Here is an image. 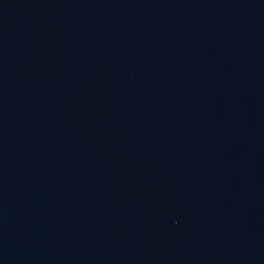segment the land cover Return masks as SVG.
I'll list each match as a JSON object with an SVG mask.
<instances>
[{"label":"water","instance_id":"1","mask_svg":"<svg viewBox=\"0 0 264 264\" xmlns=\"http://www.w3.org/2000/svg\"><path fill=\"white\" fill-rule=\"evenodd\" d=\"M0 264H264V0H0Z\"/></svg>","mask_w":264,"mask_h":264}]
</instances>
